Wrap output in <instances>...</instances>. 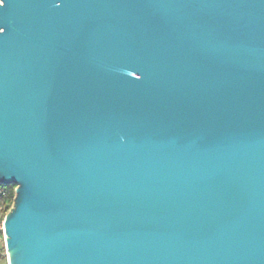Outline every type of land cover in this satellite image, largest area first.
<instances>
[{"label": "water", "instance_id": "95a60500", "mask_svg": "<svg viewBox=\"0 0 264 264\" xmlns=\"http://www.w3.org/2000/svg\"><path fill=\"white\" fill-rule=\"evenodd\" d=\"M7 264H264V0H0Z\"/></svg>", "mask_w": 264, "mask_h": 264}, {"label": "trees", "instance_id": "16d2710c", "mask_svg": "<svg viewBox=\"0 0 264 264\" xmlns=\"http://www.w3.org/2000/svg\"><path fill=\"white\" fill-rule=\"evenodd\" d=\"M14 189L15 187L12 185L0 186V201L7 203L6 208H9L10 205L13 203V199L15 196ZM2 193H4V195ZM4 261H5V252H4V248L1 246L0 247V263L3 262V264H5Z\"/></svg>", "mask_w": 264, "mask_h": 264}, {"label": "built area", "instance_id": "2783aa9c", "mask_svg": "<svg viewBox=\"0 0 264 264\" xmlns=\"http://www.w3.org/2000/svg\"><path fill=\"white\" fill-rule=\"evenodd\" d=\"M4 195V193H2ZM7 206V203L6 202H1L0 201V230L2 231V234H4V228H3V219H4V216H3V211L5 210ZM3 242H4V245H5V237H3Z\"/></svg>", "mask_w": 264, "mask_h": 264}, {"label": "rangeland", "instance_id": "374dc122", "mask_svg": "<svg viewBox=\"0 0 264 264\" xmlns=\"http://www.w3.org/2000/svg\"><path fill=\"white\" fill-rule=\"evenodd\" d=\"M11 207H12V204L10 205L9 208H5V210L3 211V216H5L7 214V212L10 210ZM3 237H5V235L2 234V231L0 230V247L2 246L4 248V252H5V245H4V242H3ZM4 263L7 264V258H6V256H5ZM0 264H3V262L0 263Z\"/></svg>", "mask_w": 264, "mask_h": 264}]
</instances>
